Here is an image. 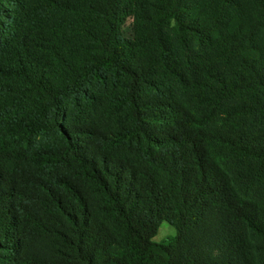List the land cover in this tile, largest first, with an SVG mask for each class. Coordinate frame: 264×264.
Segmentation results:
<instances>
[{
  "label": "trees",
  "instance_id": "trees-1",
  "mask_svg": "<svg viewBox=\"0 0 264 264\" xmlns=\"http://www.w3.org/2000/svg\"><path fill=\"white\" fill-rule=\"evenodd\" d=\"M0 264H264V0H0Z\"/></svg>",
  "mask_w": 264,
  "mask_h": 264
},
{
  "label": "rangeland",
  "instance_id": "rangeland-1",
  "mask_svg": "<svg viewBox=\"0 0 264 264\" xmlns=\"http://www.w3.org/2000/svg\"><path fill=\"white\" fill-rule=\"evenodd\" d=\"M120 31L124 36L127 37H134L135 36V29H134V21L131 16L126 17L120 24ZM88 86L91 87V82H88ZM103 90V89H101ZM103 95V94H102ZM101 95V96H102ZM100 96V101L98 105V109L96 111H92V114L97 115V111L99 114V111L101 110L102 105L104 104V101H102ZM175 234V229L172 225H170L166 221H162L157 228L156 234L153 237V240L156 242L164 241L167 238L173 236Z\"/></svg>",
  "mask_w": 264,
  "mask_h": 264
}]
</instances>
